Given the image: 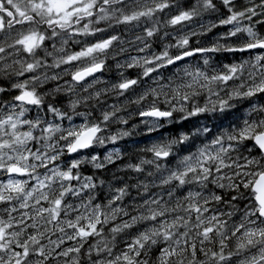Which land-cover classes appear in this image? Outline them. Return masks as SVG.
<instances>
[{"label": "snow or ice", "instance_id": "1", "mask_svg": "<svg viewBox=\"0 0 264 264\" xmlns=\"http://www.w3.org/2000/svg\"><path fill=\"white\" fill-rule=\"evenodd\" d=\"M0 264H264V0H0Z\"/></svg>", "mask_w": 264, "mask_h": 264}, {"label": "trees", "instance_id": "2", "mask_svg": "<svg viewBox=\"0 0 264 264\" xmlns=\"http://www.w3.org/2000/svg\"><path fill=\"white\" fill-rule=\"evenodd\" d=\"M192 42H193V44H195V43H196L195 39H193ZM238 55H239V54H237L236 58H239ZM231 58H232V56H228V57H227L228 60H231ZM217 59L223 60V59H224V56H223V55H218V56H217ZM135 120H136V117H133V118H132V121H130V123H131V122H135ZM169 130H171V129H169ZM134 139L139 140L140 137H134ZM142 142H143V141H141V143H142ZM124 143H125L129 148L132 147V142H131V140H128V139L126 138L125 141H124ZM85 170H86V171H89L90 169H89L87 166H85Z\"/></svg>", "mask_w": 264, "mask_h": 264}, {"label": "rangeland", "instance_id": "3", "mask_svg": "<svg viewBox=\"0 0 264 264\" xmlns=\"http://www.w3.org/2000/svg\"><path fill=\"white\" fill-rule=\"evenodd\" d=\"M214 32L216 31V30H213ZM212 37L211 36H208L207 37V39H211ZM205 42H206V40H205ZM239 56V55H238ZM239 58H240V56H239ZM239 58H236V59H239ZM233 59V57L231 58V60ZM192 63H196V59L195 58H192V61H191ZM115 70H113L111 73H109V72H105V78H108L109 76H111V77H115ZM65 78H67V77H65Z\"/></svg>", "mask_w": 264, "mask_h": 264}]
</instances>
